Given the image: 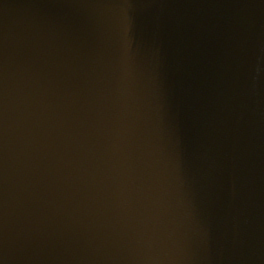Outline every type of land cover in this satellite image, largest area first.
<instances>
[{
  "label": "water",
  "instance_id": "water-1",
  "mask_svg": "<svg viewBox=\"0 0 264 264\" xmlns=\"http://www.w3.org/2000/svg\"><path fill=\"white\" fill-rule=\"evenodd\" d=\"M0 264H264V0H0Z\"/></svg>",
  "mask_w": 264,
  "mask_h": 264
}]
</instances>
